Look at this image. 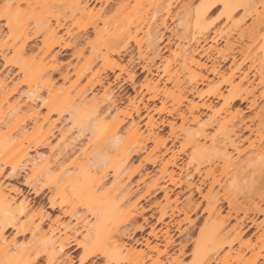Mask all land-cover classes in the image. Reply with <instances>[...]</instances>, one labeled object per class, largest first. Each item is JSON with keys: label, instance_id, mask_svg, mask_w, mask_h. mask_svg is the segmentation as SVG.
<instances>
[{"label": "rangeland", "instance_id": "374dc122", "mask_svg": "<svg viewBox=\"0 0 264 264\" xmlns=\"http://www.w3.org/2000/svg\"><path fill=\"white\" fill-rule=\"evenodd\" d=\"M206 1L0 0V53L4 55V58L0 55V87L4 83L10 87L20 82L9 97L10 103L16 101L20 106L15 112L26 116L39 111L38 121L48 115L50 122L55 121L58 127L67 130L70 111L83 103L79 109L84 129L79 133L74 127L67 132L74 151L69 152L62 166H69L75 159L92 160L96 146L110 138L117 124L123 137L128 136L127 127L132 120L137 124V142L126 146L125 162L116 148H109L107 142L102 144L110 155L117 151L123 166L118 179H114L112 167L106 168L104 184L110 191L103 203L118 199L123 202L117 220L108 225L116 229L115 235L110 238L108 233L96 232L89 241L87 251L93 253L91 260L98 264H264V172L252 174L257 159L264 157V119H260L264 116V73L260 76L254 69L249 72L248 80L244 81L248 91L246 101L239 100L228 107L224 100L229 97L225 81L231 72L246 55L248 60L243 69L249 65V59L262 53L264 18L257 22L255 13L264 11V0H251L249 8H239L233 18H228L223 6L218 5L200 27L197 13ZM9 9L15 11L10 14ZM150 21L152 25L160 24L155 40L144 37L138 30L146 29ZM60 23L62 27H58ZM9 29L32 37L17 62ZM192 29H210V37L219 35L217 42L200 43L207 47L215 44L221 52L234 55L236 63L230 68V60L222 63L215 75L201 69L195 76H188L186 70L179 69L176 47L177 43L187 45L186 40L193 36ZM51 32H55L52 39L59 43L53 48L59 50L56 60L53 52L45 53V41ZM194 37L199 39L200 35L194 33ZM191 39V47L196 50L198 46L199 50V44ZM208 53L210 61L206 56L196 57L207 63L219 59L214 50ZM164 59L169 60L168 69L178 74V86L174 78L169 79ZM19 64L25 67L24 71L18 69ZM54 64H61L62 71H68L66 79L52 72ZM26 73H30V78ZM237 75L236 71L234 83L240 79ZM149 80L157 83L155 91L148 87ZM215 91H221L224 98L213 95ZM252 99L256 100L255 104L251 103ZM70 101L72 105L67 106ZM207 104L209 108L205 107ZM97 109L105 112L93 120ZM237 109L240 116L234 115ZM10 117L8 103L0 96L2 130ZM240 119L258 129L263 137L254 131L236 150L228 144H210L203 139L204 132L209 135L216 132L217 122L230 126ZM25 122L26 128L33 124L29 118ZM92 125H96L94 133L90 130ZM248 135L247 131L242 134ZM58 138L60 134L56 130L51 145ZM204 140L206 144L201 146ZM48 149V146L37 147L30 155L36 152L47 155ZM101 168L92 178L105 169ZM26 172L27 168L21 167L10 176L9 168L0 164V183L12 196L13 187L20 189L31 202L28 209L31 216L42 206L49 218L42 220L37 236H31V231L16 235V244L31 245L26 260L35 259L32 264H63L67 261L65 255L45 256L39 252L40 232L52 226L54 237L62 235L59 220L74 227L75 231L68 230V234L76 232L77 240L84 241V225L94 221L93 211L77 204L82 218L76 220L62 214L66 204L50 209L48 200L56 190L40 182L42 190L35 195L32 185L24 184ZM162 188H167V197ZM61 189L69 193V182L61 184ZM125 194L128 196L123 199ZM32 219L34 227L39 217ZM25 220L19 216L17 224ZM14 233L13 228L5 231L7 241ZM114 237L120 245L108 250L116 253V257L102 255L100 252L106 250ZM14 251L11 246L8 254ZM66 252L72 256L68 264H79L85 254L83 249L75 247ZM7 261L6 255H0V264Z\"/></svg>", "mask_w": 264, "mask_h": 264}, {"label": "bare ground", "instance_id": "6f19581e", "mask_svg": "<svg viewBox=\"0 0 264 264\" xmlns=\"http://www.w3.org/2000/svg\"><path fill=\"white\" fill-rule=\"evenodd\" d=\"M251 0H207L205 4L202 5L200 10L197 13V24L201 27L203 21L206 17L218 6L222 5L224 8V13L228 18H233L234 14L237 12L239 8L246 10L250 6ZM9 13L12 14L15 9H9ZM155 14L151 16L150 19H153ZM255 19L257 22L259 20H263L264 11L256 12ZM154 23L147 22L146 29H138L142 32L145 37H157V31L160 24L152 25ZM63 24H58V27H62ZM166 29V28H165ZM130 30V29H127ZM10 37L12 38L15 54V61L19 60L23 53L27 49L28 41L31 40L32 37L23 34L20 35L14 29H9ZM210 29H192V37L196 43L199 44V50L192 48L190 45L191 38L187 39V45H180L177 43V52L178 61L177 64L179 69L186 70L188 76H195L197 70L206 69L209 73L215 75L218 74L222 68V63L226 61H231V65L236 63V59L234 55H230L227 53L221 52L214 45H209L208 47L200 42L212 41L217 42L219 35L216 33L210 37L208 34ZM1 32V30H0ZM55 33V32H54ZM53 32L48 34V37L45 41V53H51L54 60L58 57L59 50L55 51L53 48L56 45H59L58 40H53ZM194 33L200 35L199 39H195ZM142 36V37H143ZM180 38V37H179ZM184 38H187L185 36ZM227 40V39H225ZM195 43V46L197 45ZM207 43V42H206ZM182 44V43H181ZM185 45V46H184ZM206 46V47H205ZM216 47V48H215ZM30 49V48H29ZM54 50V51H53ZM209 50H214L216 54H218L219 59H215L211 63H207L210 61L211 55L208 53ZM200 53V54H199ZM0 55L4 58V55L0 53ZM196 55L206 56L207 61H201L199 57ZM248 56L246 55L242 61L238 64V66L231 72V76L225 83L228 86L229 97H225V104L228 107H232L237 103V101H246L247 97V87L244 86V81L248 80L249 72L254 69L256 73L260 76L264 73V43L262 45V53L260 55H255L253 58L249 59V65L246 66V69H243V65L246 62ZM9 63L8 60L5 61ZM166 64V73L169 76V79L174 78V83L176 86L180 84L179 76L177 73L171 72L169 65V60H165ZM4 63V65L6 64ZM115 65V63H114ZM25 68V67H24ZM24 68L21 64L18 65V69L20 71H24ZM65 69V68H64ZM52 72H58L61 78L66 79L68 77V71H62L61 64H54L51 66ZM236 71L238 72L237 77H240L239 81L234 83V79L236 76ZM51 75V74H50ZM26 76L30 78V73H26ZM201 78L204 76L201 75ZM99 84L102 82L99 80ZM20 82L14 83L12 86L8 87V84L4 83L0 87V96L1 100L8 103V114L11 115L10 119L6 120L3 124L5 126V130H2L0 126V164L4 167L9 168L10 176L16 174L21 167L27 168L28 172L25 178V183L27 185H32V193L35 195L39 194L42 190V186L38 185V183L45 182L50 185L51 189L56 190L55 193L48 200V207L50 209H55L57 206L61 207V204H66V210L62 212L63 215L68 216L70 218L74 217L76 220L82 218L81 213L77 212V204H83L87 209L93 211L95 216L93 222H89L88 225L85 224L84 228L86 230L84 241H79L74 235L68 234L67 231H75L74 227L68 226V224H64L58 220V227H63L62 235H58L54 237L53 232L55 228L49 226L47 231H41L40 235L37 239L38 244L40 246V251L45 254V256H55L57 254L65 255V259L67 261H72V256L70 253L66 251L71 248H81L85 251V262L91 260L93 253H89L87 251L89 248V241H92L96 232H104L108 233L109 237L115 235L116 229L112 230L108 228V225L116 221L119 215V209L122 199L116 200L117 202L103 203V199L106 194L109 193L110 188L105 187L104 178L107 175L106 168L112 167L114 179H118L121 175L122 171V162L128 159V156L125 153L126 146L129 142L136 143L137 142V133L138 127L134 120L131 121L130 125L127 127L128 136L123 137L120 134V128L118 125L113 129L112 133L109 135L110 138H105L96 146V153L94 154V158L90 160L89 157L85 159H75L71 162L69 166H62L61 162L67 158L69 152L74 151V145L68 141L67 132L71 131L74 127H77L78 132L80 133L84 127H82L81 119V109H79V104H83L80 102L76 104L72 110L70 111V126L67 127V130H64L63 127H58L56 122H50L49 116H43L42 120L38 121V113L39 111H33L31 114L26 116L19 115L15 112L16 109H19L20 106L18 102H9V97L18 89ZM148 87L155 91L158 87L156 82L149 80L147 82ZM245 93V94H244ZM67 92L64 93V98H67ZM213 95L224 98V95L221 91H215ZM256 100L252 99L251 103L255 104ZM73 101L66 103L67 106L72 105ZM113 103V102H112ZM206 103H204L205 105ZM110 106V105H109ZM109 106L107 108H109ZM206 108L210 107V104L205 106ZM134 111L138 113V109L135 108ZM105 112V110L97 109L94 111L93 120L101 118V115ZM241 111L237 109L235 111V116H240ZM61 115V112L58 114V118ZM263 116V115H262ZM260 116V119L263 120L264 116ZM32 119L33 124L29 127H25L26 119ZM197 119V117H195ZM81 125V126H79ZM58 131L60 134V138H58L56 144L50 143V139L54 136L55 131ZM91 132L94 133L96 131V125H92L90 128ZM216 132L209 135V133L204 132L202 134L203 139L209 140L210 144L213 143H223L228 144L229 146H233L236 150L237 145L243 140H249L250 135L256 131L259 134V130L254 128L251 124H245L240 121L237 124H229L219 123L216 124ZM244 131L249 133L248 136H242ZM242 136V137H241ZM193 138L194 135L192 136ZM259 137L262 138L263 135L259 134ZM204 140L201 146L206 144ZM68 141V142H67ZM109 143V148H116L117 151L121 153L123 156L122 159L117 156V151L113 155H110L109 151L104 150L102 147L103 143ZM130 143V144H132ZM49 147V154H41L35 153V155L31 156L30 152L37 147ZM257 165L255 166L252 174L264 172V157H260L257 159ZM28 165V166H25ZM105 168L102 170L101 174L97 178H92V174L96 171ZM251 174V175H252ZM70 185V192L63 193L61 189V184L68 183ZM117 184L113 185L115 188ZM18 187H13L12 191L15 195H11L9 192L5 191L2 183H0V255L7 257L8 261L6 264H32L35 259L30 261L26 260L27 255L30 254L31 245L28 246L16 244V235H24L27 231H31V236H37V232L40 231L42 220L44 218H49V215L45 214V212L41 208L37 211L35 215H30L28 209L30 207L31 202L27 197L20 193V189ZM165 197L168 196L167 188H162ZM198 189V188H197ZM54 192V191H52ZM20 193L22 198L19 199L17 194ZM129 192H127L128 194ZM127 194L124 195L123 199L127 198ZM58 195V196H57ZM59 197V198H58ZM59 199V200H58ZM116 199V198H115ZM114 200V199H113ZM19 216H23L26 218L24 222H19ZM38 216L39 221L36 226H32L33 217ZM81 216V217H79ZM59 219V218H58ZM57 220V219H56ZM78 223V222H77ZM141 227V225H139ZM137 226L136 228H140ZM9 228H13L15 230L14 236L7 241L5 237V231ZM34 228V231H32ZM141 229V228H140ZM139 229V230H140ZM135 230V229H134ZM37 231V232H36ZM170 242V241H169ZM120 242H118L115 237L111 240L110 244L104 248L105 251H101L102 255L110 254L112 258L116 257V253L110 252L108 247L117 248ZM148 244V243H147ZM13 246L15 248L14 253L8 254L10 247ZM109 253H108V252ZM130 249L128 250V253ZM106 253V254H105ZM90 264H98L96 260H91ZM197 264H202L201 262Z\"/></svg>", "mask_w": 264, "mask_h": 264}, {"label": "snow or ice", "instance_id": "6c2138e0", "mask_svg": "<svg viewBox=\"0 0 264 264\" xmlns=\"http://www.w3.org/2000/svg\"><path fill=\"white\" fill-rule=\"evenodd\" d=\"M6 7L12 8V7H23L21 6H16V5H7ZM63 264H68V261H64ZM79 264H85V256L80 257V262Z\"/></svg>", "mask_w": 264, "mask_h": 264}]
</instances>
